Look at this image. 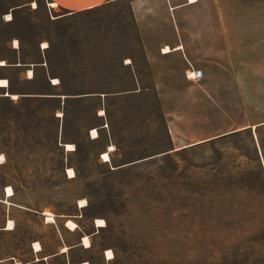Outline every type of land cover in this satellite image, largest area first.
Wrapping results in <instances>:
<instances>
[{"label": "rangeland", "instance_id": "374dc122", "mask_svg": "<svg viewBox=\"0 0 264 264\" xmlns=\"http://www.w3.org/2000/svg\"><path fill=\"white\" fill-rule=\"evenodd\" d=\"M8 3L0 0V13ZM214 4L203 0L209 18ZM219 4L234 40L252 52L239 58L250 64L243 87L234 80L211 95L150 71L139 90L124 62L139 52L128 5L47 10L39 22L23 12L15 25L0 23V49L18 33L33 55L46 38L56 92L69 95L0 100V198L8 186L15 192V204L0 200V264H264V0ZM8 217L14 229L3 226ZM97 218L106 225L97 227ZM38 240L43 255L61 253L37 261Z\"/></svg>", "mask_w": 264, "mask_h": 264}, {"label": "crops", "instance_id": "0c3cea01", "mask_svg": "<svg viewBox=\"0 0 264 264\" xmlns=\"http://www.w3.org/2000/svg\"><path fill=\"white\" fill-rule=\"evenodd\" d=\"M212 1L216 4L209 18L205 15L206 8L203 7V0H9L6 8L0 13V23L15 25L17 16L23 12L29 14L33 22H39L43 21L47 10L52 13L64 11L65 15H69L102 7L109 9L128 5L135 26L134 30L139 33L137 41L139 52L136 55L128 54L124 62L133 69L139 81V90L142 89L140 76L143 72L150 71L156 80L173 79L175 76L178 80L190 81L193 85L202 87L208 95H211L213 89L220 86H232L234 80L237 81V86L243 87L241 73L249 70L250 64L244 63L239 58H243L244 55L247 57L252 52L251 44L247 41L234 40L230 14L223 6H220V0ZM197 9L200 10L201 17L197 21L189 20V12ZM9 14L12 15L11 18L8 17ZM65 15L58 18H63ZM212 19L213 25L210 22ZM45 20L47 21V17ZM189 35L192 36L191 40ZM45 42L46 38L40 37L35 45V53L32 55L27 52V45L21 34L12 33L2 41L0 100L2 98L18 99L22 96L60 98L69 96L56 92L60 82L55 83L53 80L55 77L50 75L49 47H45ZM167 46L169 50L165 49ZM143 61L151 67L143 70L137 66L136 69V65L143 64ZM192 68L202 70L203 77L200 80L187 77V71ZM227 76L230 78V84H221L219 81ZM4 79L9 81L7 86L2 85L1 81ZM23 82L28 83L31 90H26L22 85ZM14 94L19 97L13 98ZM161 94L165 93L161 92ZM6 190L2 191L3 196L0 200L8 205L15 204L7 196ZM9 217L4 219L3 226H7ZM32 248L37 261L61 253L60 250L43 255L44 248L37 251L34 244Z\"/></svg>", "mask_w": 264, "mask_h": 264}, {"label": "bare ground", "instance_id": "6f19581e", "mask_svg": "<svg viewBox=\"0 0 264 264\" xmlns=\"http://www.w3.org/2000/svg\"><path fill=\"white\" fill-rule=\"evenodd\" d=\"M190 1H196V0H190ZM34 5L36 6V2L34 3ZM8 17L11 18L12 15L9 14ZM16 43H18V42H16ZM44 44H45V47H48V46H49V44L46 43V42H45ZM165 49H166V50H169V47L167 46ZM30 74L32 75V72H30ZM1 82H2V85H4V86H7V85L9 84V81H8L7 79L2 80ZM54 82H55V83H58V82H59V79H58V78H54ZM13 97H18V96H17L16 94H14ZM101 113H104V110H102ZM60 114H61V113H60ZM91 134H92V137H93V138H97V137L99 136V131H98V129H97V128H93L92 131H91ZM65 147H66L67 150H74V149H75V145H74L73 143H65ZM0 161H1L2 163L5 162V156H4L3 153H0ZM67 173H68L69 177H74V176L76 175L75 170H74L73 168H70V167L68 168ZM6 192H7V196H8V197L13 196L14 193H15V192H14V189H13L11 186H8V187H7ZM6 201H7V202H10V201H8V200H6ZM79 205H80L81 207L86 206V205H87V201H86V199H85V198L80 199V200H79ZM45 213L48 214V215H47V219H48V221H55V215H54L53 213L48 212V211H45ZM96 225H97V227L105 226V225H106V221H105V219H103V218H97V219H96ZM66 226H67L69 229H71V230H76V229L78 228V223H77L76 221H74L73 219H67V220H66ZM6 228H7V229H14V221H13V219H10V220H9V223H8V225L6 226ZM82 240H83L82 244H83L85 247L89 248V247L92 246L91 238H90L89 235H85V236L82 238ZM34 247H35V249H36L37 251H39V250H41V249L43 248V247H42V244H41L40 242H38V241H36V242L34 243ZM67 250H68V246L63 247V249H62L63 252H65V251H67ZM106 254H107L108 258H112V257L114 256V252H113L111 249H108ZM19 264H20V263H19ZM84 264H90V263L86 261V262H84Z\"/></svg>", "mask_w": 264, "mask_h": 264}, {"label": "built area", "instance_id": "2783aa9c", "mask_svg": "<svg viewBox=\"0 0 264 264\" xmlns=\"http://www.w3.org/2000/svg\"><path fill=\"white\" fill-rule=\"evenodd\" d=\"M186 75L190 79L200 80L203 77V72L201 69H194L193 68V69H190L189 71H187ZM46 220L48 221L47 216H46ZM52 222H55V221H52ZM106 253H107V251H106ZM106 258L109 259L107 254H106Z\"/></svg>", "mask_w": 264, "mask_h": 264}]
</instances>
